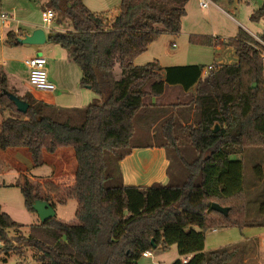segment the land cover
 <instances>
[{
    "label": "trees",
    "instance_id": "1",
    "mask_svg": "<svg viewBox=\"0 0 264 264\" xmlns=\"http://www.w3.org/2000/svg\"><path fill=\"white\" fill-rule=\"evenodd\" d=\"M187 2L120 0L110 16L91 11L83 0H43L42 10L52 8L53 21L63 28L50 29L48 40L66 50L80 68V84L97 96L83 107H63L30 91L18 95L0 66V150L26 147L38 166L43 151L69 146L76 160L71 184L50 177H24L18 183L28 212L35 213L36 199L54 208L75 199L76 221L55 215L30 224L24 236L23 224L0 204V263L30 250L33 264H138L144 251L175 245L179 255L190 257L171 264H227L238 243L204 250L206 232L264 227V32L255 37L239 27L222 42L233 49L235 61L206 74L200 64L134 63L160 35L180 31ZM25 34L22 28L8 31L5 41L19 44L17 38ZM214 37L190 35L189 40L212 44ZM166 85L193 91L187 100L158 106L152 98L162 95ZM5 91L25 100L28 110L19 112ZM154 117L161 122L158 141L132 144L136 120ZM216 123L219 129L213 131ZM140 146L166 149V184L123 183L119 162ZM173 162L181 167L178 173L170 169ZM213 202L228 207L227 214L213 210ZM10 229L16 235L9 237Z\"/></svg>",
    "mask_w": 264,
    "mask_h": 264
},
{
    "label": "rangeland",
    "instance_id": "2",
    "mask_svg": "<svg viewBox=\"0 0 264 264\" xmlns=\"http://www.w3.org/2000/svg\"><path fill=\"white\" fill-rule=\"evenodd\" d=\"M39 1L40 0H29V6L24 11V18L28 21H36L39 23V27H43L44 29H63L57 24L56 20L49 25H46L41 21V8ZM187 8V17L182 20L180 31L177 34L164 33L160 35L157 40L150 43L148 50L139 55V58L135 61L136 63H139L137 65H142L156 58L166 66L185 64H200L204 67L215 64L217 66L232 60L234 61L235 54L233 49L229 46H226L228 47V49H226V47L222 45V42L226 38L235 36L240 26L243 29L248 30L249 33L251 32V35L255 37H257V34L264 32V12L259 18L252 17L253 14H256V12L258 14L259 9H263L264 11V0H241L232 4L218 2L217 6L215 4H210L207 8H202L200 6L199 0H188ZM227 13H229V15ZM190 35H213L215 36L214 43H193L189 40ZM36 46L37 47L29 48L27 53L25 52L26 57L30 58L32 56H43L47 60L46 67L48 66V68L53 67L54 57L57 58L62 55V58H66V50L60 47L58 44L48 41ZM70 62L71 66L77 69L78 76L75 81L70 80L71 86L69 85L68 92L59 91L58 89L48 91L39 90L33 88L29 84L28 79H26L25 91L22 94L32 89L36 97L45 101L47 100V102L57 106H86L93 99L92 97H94L96 93L80 84V68L74 62ZM116 74V76H119V73ZM77 80L78 83L76 82ZM21 88H23V86L16 84L14 87L12 86V90L15 92L17 91L16 93H19V95L21 94ZM83 92L89 94L87 101L83 98ZM161 100L163 103L158 106H162L163 104H168L170 102H176V100H187V96L185 97L180 95L177 90L169 89L166 91V95L162 97ZM180 109L181 108L178 107V110ZM146 110L147 109H145V112ZM145 112H141L142 114L140 116H145ZM2 116L3 115H0V121ZM155 118L156 117L147 121L143 120L144 118H139V120H136V131L131 140L132 144L138 142L154 143L155 140L158 141V137H156L153 132H159L161 122L159 119L154 121ZM148 123H150V128H148L149 130L144 128ZM149 131H152V135ZM66 157L69 159L71 158L69 154ZM253 160L254 159H251L250 161L254 163ZM60 164H66L64 169L66 171L68 170L72 172L73 166L70 164L69 160L68 162L64 160ZM51 168L52 167H50L48 163H43L38 166H31V175H16L15 178L18 181L16 183L15 180L13 181V178L10 176L6 178V183H9V181L14 182L10 187L0 185V203L2 204L3 210L8 212L17 222L23 224L21 227V234L24 236L28 235V226L32 223H37L38 217L36 213L28 212L24 207L23 197L18 183L22 182L24 177H27L32 181H40L43 178H39V176L48 177V172L51 170ZM170 169L172 171L175 170L178 173L181 170V167L173 162ZM246 170L247 178L250 179V185L253 181L251 166L248 165ZM37 177L39 178L38 180L36 179ZM2 181V178H0V184H2ZM252 187L253 186H249L251 196L253 195ZM75 209L76 200L70 199L65 205H56L55 215L64 221L73 222L76 221ZM260 230L262 229L244 228L241 232L237 227H218L216 232L208 230L206 232L205 238L206 247L211 250L238 243L236 244L238 245V249L235 256L227 264H257L253 257H261V254H264V245L261 243V240L264 238V236L260 240L259 238L258 240L250 239L248 240V243L247 240H240L251 236V233L261 232ZM8 235L9 237H12L13 235H16V232L13 229H10ZM245 244H248V246L245 247ZM31 254L32 253L30 250L24 252V260L26 259L27 262H29V260L32 259ZM12 256L13 258L23 259L20 255Z\"/></svg>",
    "mask_w": 264,
    "mask_h": 264
},
{
    "label": "crops",
    "instance_id": "3",
    "mask_svg": "<svg viewBox=\"0 0 264 264\" xmlns=\"http://www.w3.org/2000/svg\"><path fill=\"white\" fill-rule=\"evenodd\" d=\"M42 2L43 0L39 1L40 8ZM83 2L93 12H108L110 16H114L117 13V8L120 0H83ZM217 3L218 2L212 1V4H215L216 6ZM28 6H29V0H0V66H2L7 72L8 85L11 89L12 86L13 87L15 86V84L23 86V88H21L20 95H22V93L25 91V81L28 77V70L25 65V60L28 58L26 57V53L29 50V48H34L37 46L32 44H21V43L16 45L9 44L6 43L5 36L8 31H17L19 28H22L26 33H30L33 29L39 27V23H37L36 21L35 22L28 21L27 19L24 18L23 16L24 11ZM187 9L188 8L186 3V11ZM2 13H5L7 15L6 19H3L1 17ZM227 14L229 15V13ZM186 17H187V12L186 15L183 17V19ZM56 29L60 30L58 28ZM246 31L249 32L248 30ZM45 32L47 35V40L44 43L49 41L48 40L49 29H45ZM226 49H228V47H226ZM65 57L66 58H62V55H60L57 58L54 57L53 67L48 68L47 66L46 70L49 80L52 81L55 85L54 89L68 92L69 85L71 86L70 80L75 81L77 79L78 71L76 68H73V66H71V62L67 57V52H65ZM138 58L139 56L136 59H134V63H136L135 61ZM159 63L162 66H166L163 65L160 61ZM76 82L78 83V80ZM169 89L177 90V92L180 95H183L185 97L188 96V94L193 91V88L192 90L184 91L179 85H175V86L168 85L166 86L165 92L162 95L152 98L153 103L157 105L163 103L161 98L166 95V91ZM30 92L35 96L32 89L30 90ZM16 94L19 95V93ZM83 95H84L83 98L87 101L89 98V94L83 92ZM145 115H147V112H145ZM146 129H148V127ZM150 134L152 135V131L150 132ZM153 134L155 135L154 132ZM66 154L67 155L69 154L71 158L70 159L67 158ZM42 157L44 161L43 163H48V165L52 167L51 170L48 172V177H50L52 180L62 185L71 184L74 181L76 160L74 157L73 149L71 147L69 146L59 147L52 153L43 151ZM64 160H66L67 162L69 160L70 164L73 166L72 172L68 170L66 171L64 169V167H66V164H62V165L60 164ZM169 163L170 160L168 159V155L164 147H159V146L134 147L132 151L119 162L122 181L126 185H150L154 182L166 184L169 181V175L167 172ZM31 166L34 165L31 154L27 148L11 147L5 150H0V178H2L3 180L2 184L0 185L10 187L14 183L12 181L6 183V178L10 176L13 178L12 179L13 181L15 180L16 183L18 182L17 179L15 178L16 175H27V176L31 175L30 173ZM39 178H43V177L39 176ZM39 178L37 177L36 179L38 180ZM245 228H258L262 230H260L261 232L258 233L257 232L251 233V236L245 237L240 241L247 240L248 243V240L250 239L258 240L259 238L260 240L264 236V227H245ZM210 230L212 232H216L217 228H213ZM247 246L248 244H245V247ZM174 248H176V246L171 245L166 250H161L157 248L153 251H149L150 252L149 255L147 256L142 255L140 257V259L138 260V264H171L174 260L178 258L185 260L190 257V255H179L177 248L176 249ZM204 250H209L206 247V239L204 244ZM12 255L18 256V254H12ZM12 255H10L7 258L5 263H0V264H33L32 259L29 260V262H27L26 259L24 260L25 258L24 254L20 255L22 256L23 259L13 258ZM261 255H262L261 257L260 256L253 257V259L256 260L257 264H264V254Z\"/></svg>",
    "mask_w": 264,
    "mask_h": 264
},
{
    "label": "water",
    "instance_id": "4",
    "mask_svg": "<svg viewBox=\"0 0 264 264\" xmlns=\"http://www.w3.org/2000/svg\"><path fill=\"white\" fill-rule=\"evenodd\" d=\"M46 40H47V35L43 27H37L33 29L30 33H26L23 37L17 38V41L21 44H32V45L43 44ZM254 85L255 83L252 84V86ZM5 94L15 104L19 112L25 113L28 110L29 104L25 100L19 98L16 94L10 91H5ZM217 129H219L218 123H216L212 127L213 131H216ZM32 207L35 210V213L37 214L38 220L40 222H44L50 219L51 217L55 216L54 207L51 206V204L45 200L36 199L33 202ZM211 208L223 214H227L229 210L228 207L221 206L216 202H213L211 204ZM151 243H153V239H151Z\"/></svg>",
    "mask_w": 264,
    "mask_h": 264
},
{
    "label": "built area",
    "instance_id": "5",
    "mask_svg": "<svg viewBox=\"0 0 264 264\" xmlns=\"http://www.w3.org/2000/svg\"><path fill=\"white\" fill-rule=\"evenodd\" d=\"M200 6L202 8H207L210 4H212V0H199ZM54 10L50 7L44 8L41 10V21L49 25L53 22L54 18ZM3 19L7 18L5 13L1 14ZM49 29V28H47ZM264 59V55H263ZM25 65L28 70V82L29 84L36 89L48 91L53 90L55 85L52 81L49 80L47 70H46V58L43 56H32L25 60ZM215 64L208 65L203 68L202 74H206L207 71L213 68ZM262 245H264V238L261 240ZM150 252L148 250L144 251L142 255L147 256Z\"/></svg>",
    "mask_w": 264,
    "mask_h": 264
}]
</instances>
